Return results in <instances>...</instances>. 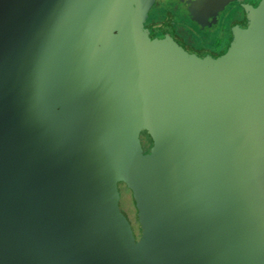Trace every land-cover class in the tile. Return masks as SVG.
Listing matches in <instances>:
<instances>
[{
    "label": "flooded vegetation",
    "instance_id": "obj_1",
    "mask_svg": "<svg viewBox=\"0 0 264 264\" xmlns=\"http://www.w3.org/2000/svg\"><path fill=\"white\" fill-rule=\"evenodd\" d=\"M76 1L0 0V240L14 221L9 209L37 218L45 193L64 220L76 207L95 210L120 245L118 264H153L168 250L156 239L157 213L176 188L184 197L185 157H171L149 108L128 102L149 84L107 71L97 76L96 47L71 42L79 22L68 4ZM125 1L111 0L117 22ZM263 2L151 0L137 22L136 46L149 58L167 52L170 39L177 50L216 61L237 41L228 17ZM16 174L20 181H10Z\"/></svg>",
    "mask_w": 264,
    "mask_h": 264
},
{
    "label": "water",
    "instance_id": "obj_2",
    "mask_svg": "<svg viewBox=\"0 0 264 264\" xmlns=\"http://www.w3.org/2000/svg\"><path fill=\"white\" fill-rule=\"evenodd\" d=\"M150 1H125L120 22L111 0L68 5L79 22V35L71 42L96 47V75L107 71L149 84L128 102L149 108L171 157H185L184 197L176 188L157 213L156 239L168 250L153 264H264V2L229 52L208 61L170 42L167 52L142 56L135 42L137 22ZM248 36L254 40L245 48ZM20 179L16 174L10 181ZM41 196L37 218L9 209L14 221L3 228L8 233L0 240V264L119 263L120 245L95 210L76 207L72 219L64 220L45 193Z\"/></svg>",
    "mask_w": 264,
    "mask_h": 264
},
{
    "label": "rangeland",
    "instance_id": "obj_3",
    "mask_svg": "<svg viewBox=\"0 0 264 264\" xmlns=\"http://www.w3.org/2000/svg\"><path fill=\"white\" fill-rule=\"evenodd\" d=\"M240 14L230 15L228 17L229 23L227 22L228 29H230V31H232L235 35V40H237V37L240 36L241 32H243V29H249L251 26H253L254 22L256 21L260 13H259V9L244 7L242 13ZM242 24L244 26L243 28H242ZM169 42L174 43L170 39Z\"/></svg>",
    "mask_w": 264,
    "mask_h": 264
},
{
    "label": "bare ground",
    "instance_id": "obj_4",
    "mask_svg": "<svg viewBox=\"0 0 264 264\" xmlns=\"http://www.w3.org/2000/svg\"><path fill=\"white\" fill-rule=\"evenodd\" d=\"M101 106V105H100ZM99 109V108H98ZM147 121V120H146ZM150 121V120H149Z\"/></svg>",
    "mask_w": 264,
    "mask_h": 264
}]
</instances>
